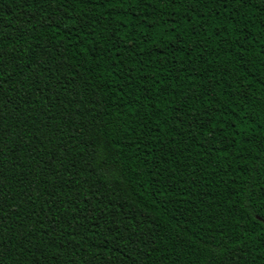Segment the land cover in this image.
<instances>
[{
    "label": "trees",
    "instance_id": "1",
    "mask_svg": "<svg viewBox=\"0 0 264 264\" xmlns=\"http://www.w3.org/2000/svg\"><path fill=\"white\" fill-rule=\"evenodd\" d=\"M0 264H264V0H0Z\"/></svg>",
    "mask_w": 264,
    "mask_h": 264
}]
</instances>
